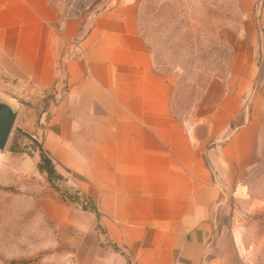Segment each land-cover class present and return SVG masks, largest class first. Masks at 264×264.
I'll use <instances>...</instances> for the list:
<instances>
[{"label":"crops","instance_id":"1","mask_svg":"<svg viewBox=\"0 0 264 264\" xmlns=\"http://www.w3.org/2000/svg\"><path fill=\"white\" fill-rule=\"evenodd\" d=\"M138 12L115 0L61 18L54 0H0V97L51 94L43 150L98 210L54 198L46 217L73 264H249L264 201L230 195L259 159V121L235 123L252 66L209 80L180 114Z\"/></svg>","mask_w":264,"mask_h":264},{"label":"rangeland","instance_id":"2","mask_svg":"<svg viewBox=\"0 0 264 264\" xmlns=\"http://www.w3.org/2000/svg\"><path fill=\"white\" fill-rule=\"evenodd\" d=\"M54 1L62 18L89 16L112 7L115 2ZM138 3L140 31L154 64L172 86L180 114L189 111L209 80L228 79L234 67L241 66L243 70L247 63L251 64L252 86L235 123L251 117L259 121V159L254 169L242 176L237 194L233 195L234 191L230 196L231 201L244 198L236 201L238 207L264 201V0H138ZM51 98L49 93L18 96L17 116L6 147L0 151V264H73L71 250L67 247L62 250L55 224L46 217L52 210L49 200L70 201L61 199L37 169L43 150L41 116ZM54 166L58 171L55 163ZM67 170L59 169L64 180L56 183L72 194L77 189L71 184L75 176ZM254 217L264 222V213H256ZM245 241L251 246L244 251L246 261L264 264V239L257 240L253 235Z\"/></svg>","mask_w":264,"mask_h":264},{"label":"trees","instance_id":"3","mask_svg":"<svg viewBox=\"0 0 264 264\" xmlns=\"http://www.w3.org/2000/svg\"><path fill=\"white\" fill-rule=\"evenodd\" d=\"M56 28H58V24H56ZM37 169L45 175L46 181L56 192L60 194L61 199H67L76 204V206L81 210L91 211L98 216V210L94 201L90 197L81 193L79 189H75L73 193L70 194L66 189L59 188L56 182L64 180V176L55 169L54 163L47 156V154L43 152V150L40 153V160L37 163ZM67 171L69 172V170Z\"/></svg>","mask_w":264,"mask_h":264},{"label":"water","instance_id":"4","mask_svg":"<svg viewBox=\"0 0 264 264\" xmlns=\"http://www.w3.org/2000/svg\"><path fill=\"white\" fill-rule=\"evenodd\" d=\"M16 102L0 97V151L6 147L16 116Z\"/></svg>","mask_w":264,"mask_h":264}]
</instances>
